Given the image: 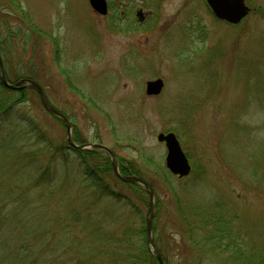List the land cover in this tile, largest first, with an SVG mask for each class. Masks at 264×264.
I'll list each match as a JSON object with an SVG mask.
<instances>
[{"label": "rangeland", "instance_id": "obj_1", "mask_svg": "<svg viewBox=\"0 0 264 264\" xmlns=\"http://www.w3.org/2000/svg\"><path fill=\"white\" fill-rule=\"evenodd\" d=\"M15 1L20 12L14 9L9 26L3 19L0 34L10 82L23 77L40 83L52 106L69 117L76 144L106 145L123 175L138 171L155 183L152 238L161 239L170 264H193V251L185 249L192 233L185 234L183 215L198 206L222 215L246 247L264 253V0H246L251 12L238 25L216 19L205 0H122L144 1L159 21L156 27L135 15L111 23L89 0ZM9 2L0 0L2 10L12 11ZM156 78L163 79L164 89L147 96L146 82ZM20 105L0 110V237L7 232L19 243L26 235L39 258L54 254L67 262L77 253L63 246L68 209L91 213L90 222L83 219L76 230L85 248L95 240L91 227L100 214L124 220L131 208L108 194L94 198L87 158L69 147L65 123L45 109L37 93L27 92ZM29 121L46 132L48 143L31 132ZM161 132L178 136L192 165L187 177L171 175L172 187L162 175L167 149L157 140ZM27 151L37 153L33 161L21 155ZM100 157L112 168L104 151L92 161L100 163ZM37 165L50 167L43 183ZM116 187L136 199L128 186ZM141 187L148 199L147 226L149 196ZM24 198L40 208L29 226L15 216ZM115 220L108 224L114 233Z\"/></svg>", "mask_w": 264, "mask_h": 264}, {"label": "trees", "instance_id": "obj_2", "mask_svg": "<svg viewBox=\"0 0 264 264\" xmlns=\"http://www.w3.org/2000/svg\"><path fill=\"white\" fill-rule=\"evenodd\" d=\"M14 2L17 4L15 0H10L9 2L12 5V11H4L0 7V34L3 30V26L5 24L9 26L8 23H11L13 20V17L11 16H17L14 13V9L16 12H20L18 8H15ZM22 11L21 8V12ZM3 19H7L5 24L4 22L2 23ZM7 78L11 81L8 74ZM22 78L23 77H19L18 81ZM30 91L37 93L34 89L25 87L22 89L5 87L0 77L1 112H8V110L14 109L15 107L18 109L19 106H21L20 104L26 100L27 92ZM29 122L31 125L29 128H32L31 132H36L39 140L48 143L49 139L46 132H42L41 128L38 126L37 128L33 127L34 123L31 121ZM53 147L54 146L52 145L49 148L52 150L54 149ZM14 150V152L18 154L22 152H18V149ZM101 151L102 150L91 148L90 150L76 151L77 153H83L85 156L83 157L87 158L88 161L89 159L91 160L89 162L86 160L84 163L86 166V173L88 175H92V173L95 175L92 176L93 183H90L93 188L92 195H98L97 197H94L95 199H101L104 194H108L109 196H113L117 201L125 200L127 207H129V209L131 208L130 215L124 220H121L119 218L121 215H114L112 212H104L100 214L97 218L98 220H94L95 225L91 227L92 230L90 233L96 242L92 238L94 240L93 243L90 241L88 243L86 242L84 248L82 247L81 242L78 241L79 239L76 230L81 228L83 219L86 220V223L90 222V219L92 218L87 217H90L91 213H88V208L82 209L80 207H73L68 209L64 220L66 227L65 231L67 234L65 233L66 237L63 241V246L66 250L75 251L77 253L67 262L62 261V259L56 260L54 254L52 257H44L41 259L38 255L34 254V250L37 246L32 245L28 236L24 235L25 238L20 239L18 243V241L11 240L6 234L7 232H3L4 235L0 237L3 239L2 245L4 247L3 251H0V264H53L50 260H56V264H160L156 255L151 250L147 238V226L143 213L148 199L145 196L146 194L144 190L138 183H123L122 180L115 176L113 167H110V162L107 157H100V163L92 161L94 156L101 153ZM59 152L66 154L64 148H61ZM65 154L62 158L66 157L67 154ZM21 155L25 159L33 161L37 153L27 151ZM49 168L50 167L47 166L46 169H42L41 165H39V167L37 165L38 183H43L45 181L44 179L47 177L50 170ZM125 171L128 173L127 170ZM100 172L103 173V175ZM130 172L132 173L133 170L130 169ZM134 174L143 179L145 178V176L141 175V173L139 174L138 171L135 173L133 172V175ZM162 175L165 178V183L172 187V174L164 169L162 170ZM104 177L108 178V182L111 183L113 187L105 182ZM145 180H147V178ZM120 183H123V186H128V189L131 191L130 194H134L133 197L136 196V199L130 197L131 195L129 194H123L121 191L115 192V187L120 185ZM149 183L155 189V183L152 181ZM23 196L24 195H22V198ZM24 201L27 200L24 198L19 202L20 209L18 208L16 210L15 216L19 217L20 221H24L23 223L26 222L24 224L25 226H29L31 225L30 222L36 219L37 211L40 208L38 209V207H34L32 203L28 204V202L26 203ZM101 215H104V219H100ZM12 217L13 215H11V218ZM115 217V222L117 223L116 227L119 231L114 233L112 227L110 228L108 224L110 223L111 226ZM183 217L185 219V225H183L185 234L188 235L192 233V237L188 240L189 244L185 246V249L189 247V251H193V253L189 254L193 260V264H264V253L258 252L259 248L257 247H246L245 244H243L244 241H241L240 238L236 236L233 225H231L230 221L225 220L222 215L218 217L217 215L210 214L208 210L201 211L198 206V209H195L194 212L184 214ZM27 230L30 229L27 228ZM154 242L162 253V258L165 263L170 264L165 251H163V245L161 246V239L154 238ZM40 244L44 248L45 243L40 242ZM222 252L226 255L225 258L221 256Z\"/></svg>", "mask_w": 264, "mask_h": 264}, {"label": "water", "instance_id": "obj_3", "mask_svg": "<svg viewBox=\"0 0 264 264\" xmlns=\"http://www.w3.org/2000/svg\"><path fill=\"white\" fill-rule=\"evenodd\" d=\"M211 8L213 14L220 20L227 21L231 24H238L240 23L251 11V7L245 2L246 0H206ZM89 3L91 7L100 15H106L108 12V5L106 0H89ZM143 12H138V17L142 20ZM1 55V53H0ZM3 60L2 56H0V77L5 85V87L11 88V89H22V88H32L35 89L38 92V96H40V99L42 101L43 106L45 109L53 114L61 118L65 123L67 127V137L68 142L71 145V147L77 148V149H86V148H97L106 151L109 156L112 158L113 168L115 172V176H117L120 180L126 183H139L141 186H143L148 193L149 196V211L147 217V238L149 241L150 248L156 255L158 261L160 264H165L164 259L162 258V254L159 251V249L156 247L153 237V216H154V191L151 185L143 178L137 176V175H122L118 168V162L116 159V156L114 155L113 151L111 149L100 143H93V144H86V145H78L74 142L72 138V126L70 120L67 116H65L64 113L57 110L54 106H52L49 98L45 94L44 88L35 80L30 78H24L16 83H10L7 78V74L5 71V67L3 66ZM164 81L163 79L157 78L148 80L146 82V94L148 96H158L161 94L164 89ZM46 95V96H45ZM157 140L160 143H164L165 147L167 149V155H166V167L171 172V174H174L178 176L179 178L187 177L189 176L192 171V165L189 162V158L186 155V152L184 151L181 142H179L178 136L174 132H161L157 136Z\"/></svg>", "mask_w": 264, "mask_h": 264}, {"label": "flooded vegetation", "instance_id": "obj_4", "mask_svg": "<svg viewBox=\"0 0 264 264\" xmlns=\"http://www.w3.org/2000/svg\"><path fill=\"white\" fill-rule=\"evenodd\" d=\"M106 1H107V5H108L107 14L106 15H100L97 12H95V13H97V15L101 16L104 19L112 17L111 18L112 21H110L111 23H116L114 21L117 20V17H119L121 19L122 18L127 19V18L134 16V15H135L134 18H136L139 23L144 24L146 26H148L152 23V26L156 27L157 24L159 23L158 20H154V17H153L154 11L151 10L148 6L146 7V4L144 3V1L133 2V3H132V1L129 2V1H122V0H106ZM162 1L163 0H161V2ZM161 2H160V4H161ZM205 2L207 3L206 0H205ZM207 6H208V8L212 14L213 12H212L211 8L209 7L208 4H207ZM93 11H95V10L93 9ZM139 11L143 12V14H142L143 19L142 20L138 17ZM134 24H135V22H134ZM89 144H92V143H89ZM80 145H86V144L84 143V144H80ZM71 148H74V147H71ZM90 148H87V149H90ZM74 149H75V151L87 150L85 148L84 149L74 148ZM91 149H95V148H91ZM98 150H100V149H98Z\"/></svg>", "mask_w": 264, "mask_h": 264}]
</instances>
